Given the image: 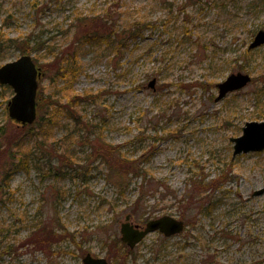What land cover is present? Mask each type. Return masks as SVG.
I'll list each match as a JSON object with an SVG mask.
<instances>
[{"label": "rangeland", "instance_id": "obj_1", "mask_svg": "<svg viewBox=\"0 0 264 264\" xmlns=\"http://www.w3.org/2000/svg\"><path fill=\"white\" fill-rule=\"evenodd\" d=\"M134 23L145 28L119 64L114 45L77 42L92 30L105 36ZM260 30L264 0H0V66L23 55L29 40L45 70L44 107L32 126L10 119L14 92L0 85V264H83L88 253L112 264H264V194L254 195L264 187V152L234 157L232 141L247 122L264 120V94L257 103L250 84L216 101L219 83L247 73L243 54ZM75 50L82 74L54 96L57 61ZM252 60L248 74H261L264 46ZM87 93L101 96L80 112L85 122L104 121L103 137L85 123L88 133L59 149L78 125L62 114L48 138L31 136L48 116L45 104L67 106ZM139 133L142 141L130 143ZM84 135L89 143L79 140ZM69 144L76 168L63 159ZM110 144L122 146L126 160ZM136 158L149 181L141 190L142 179L128 175ZM63 163L69 174L48 173ZM222 178L219 188H196ZM209 199L217 206L201 215ZM127 215L140 225L172 216L186 227L168 238L151 233L129 252L121 242ZM52 232L58 241L44 244Z\"/></svg>", "mask_w": 264, "mask_h": 264}, {"label": "trees", "instance_id": "obj_2", "mask_svg": "<svg viewBox=\"0 0 264 264\" xmlns=\"http://www.w3.org/2000/svg\"><path fill=\"white\" fill-rule=\"evenodd\" d=\"M145 28V24L144 23H134V24H130L128 28H126L123 32H115V31H111V33H109L108 35H103V34H99L97 31L92 30L91 32L86 33L85 36H82L81 39H79L77 42L79 43V45L82 47L85 44H90V45H94V44H102V43H106L108 45H114L115 47V54L116 57L118 58L117 64L120 63V54L128 51L129 47L135 42V44L137 43V40L142 36V30H144ZM29 46H31V41L27 40V45L21 49V53L23 54H28V52L31 54H33L34 50L33 47L29 49ZM42 48V46L40 47ZM45 48H42V50H44ZM260 48L258 49H250L249 47L247 48V50L245 51V53L243 54V62L244 64L242 65V69L246 70L247 73L253 74V70L250 69L251 64H252V58H254V56L257 54V52L259 51ZM49 52H51V49H49ZM41 58L43 59V56L41 57V55H37L35 58V61L38 63L40 62ZM58 59V55H55L54 57V61ZM59 61V62H58ZM57 61V67H56V71L53 74V82L54 85L57 86L55 88V93L54 96H56L57 92H61V91H68V89L74 84V82L81 76L82 74V67L79 63V52L75 50L73 55H66V57H64L63 59H60ZM41 65V64H40ZM43 69V67H41ZM43 71H45L43 69ZM253 76V75H252ZM59 81H62L64 83V85L58 88L59 86ZM251 84H253L256 88H255V100L257 103H261V100L263 98V94H264V71L261 74H257L255 76L252 77V82ZM100 94H93V93H87V94H83V95H73L72 97L69 98V100L67 101V106H64L62 104L59 103V101H55V102H51L48 105L45 104L46 111L48 116L44 117L42 116L41 120H40V129H38L37 132H35L34 130L31 131V136L33 135H40L42 137L48 138L49 137V131L53 130V128L58 127L60 125H62V123L60 122L59 118L60 115H64L65 117L70 118L73 122H75L76 125V130L71 129L70 131H68L65 135L64 138H60L58 140L59 146L58 148L61 149L62 144L61 143H66L68 138H71V136L74 138V140H72L71 142L73 144H76L75 141V136L77 135V133L79 132V134L84 133V131L87 132V130L89 131L88 125L86 126L85 123L87 124H91L92 127L95 129L93 132L95 134H97L99 137L102 136L103 137V131H104V126L106 125L104 123V121H102L101 123H95V122H91V121H86V118L82 115V111H81V105L84 104H88L91 102H96L98 99H100ZM52 97V95H51ZM38 103H39V109L43 110L42 108L44 107L43 102L41 100V98L38 99ZM51 107V108H50ZM81 111V112H80ZM80 112V114L78 115V113ZM46 114V115H47ZM101 124V128L100 127ZM64 125V124H63ZM77 126H81V128H78ZM92 130V129H91ZM90 134V133H89ZM92 134V131H91ZM79 140H84L87 143H89L88 140H90V136L87 135V137L85 138V135L83 137H81ZM142 138L140 137V133L138 135L135 136L134 139H132V141L130 143H135V142H141ZM85 144V143H84ZM109 150L111 153L113 154H117L120 155V159L126 160V154H123V147L122 146H113V145H108ZM71 148V144H69L67 146L66 151H63V159L69 161V165L72 166L73 168H76L77 165H74L75 160L74 158L71 156V154L69 153ZM61 153V152H60ZM29 154V152H28ZM128 161V160H127ZM133 162V161H132ZM134 162L137 164V166L132 165V167L129 169L130 173H128V175H132L133 177L136 178H141L142 179V183L139 187V189L141 190L143 188V186L149 182L145 176V172H147L143 166L140 165V161L137 160V158L134 160ZM17 166H23L24 162H21V160L18 161ZM66 163H63L60 167L58 168H53L52 166L49 169L50 174H52V172H54V174L56 175H67L69 174V169L70 167L65 166ZM15 166V164L13 165V167ZM64 166L65 168L67 167V170H64ZM110 167V166H109ZM110 169H113V167H110ZM30 172V167L28 166V173ZM144 172V173H143ZM224 178V177H223ZM220 181V180H214L212 181L210 184H204L203 179H201L200 181H196V188H198L197 190H202L203 191H207L208 188H211V186H213L214 188H219L221 187V183H217V182H224V180ZM5 180L7 182H9L10 178H9V174L6 175ZM148 184H146L147 186ZM202 186L204 188H202ZM139 198L138 200H140L142 194L139 192ZM217 206V203L214 202L212 199H209L208 202H205L202 206H200V210H201V215H206V216H210L213 212L215 207ZM22 223H25L27 221L26 218H22L21 219ZM189 224V222H188ZM36 227L38 229H40V224L38 225L35 224ZM34 225V226H35ZM28 227V225L26 226ZM56 230V229H55ZM58 231V230H57ZM73 242H75V238L71 239ZM58 241V234L57 232H52L50 234L47 235V237L44 239V244H48V245H53L54 243H56ZM124 248L127 249V251H131L126 245L124 246ZM165 249V248H164ZM163 250V248L161 247L158 252L160 253ZM133 252V251H131ZM161 257V256H160Z\"/></svg>", "mask_w": 264, "mask_h": 264}, {"label": "water", "instance_id": "obj_3", "mask_svg": "<svg viewBox=\"0 0 264 264\" xmlns=\"http://www.w3.org/2000/svg\"><path fill=\"white\" fill-rule=\"evenodd\" d=\"M264 46V30L256 33L250 43V49ZM42 69L37 66L31 55H23L18 59L8 62L0 67V83L13 88L15 95L8 102L9 117L22 126L32 125L38 118V89L39 80L42 78ZM156 80L151 81L150 87L154 88ZM252 82L248 73L238 72L229 75L217 85L219 94L216 101L224 99L228 94L244 89ZM236 157L250 152L264 151V120L247 122L243 127V134L233 138ZM264 194V187L254 193L255 196ZM132 216L127 215L121 225V241L130 249H134L147 235L160 231L166 237H172L185 229V223L172 216H163L150 220L141 226L131 221ZM84 264H110L106 258L94 257L88 253Z\"/></svg>", "mask_w": 264, "mask_h": 264}, {"label": "flooded vegetation", "instance_id": "obj_4", "mask_svg": "<svg viewBox=\"0 0 264 264\" xmlns=\"http://www.w3.org/2000/svg\"><path fill=\"white\" fill-rule=\"evenodd\" d=\"M5 87V86H4ZM8 89H11V87H8ZM7 109H8V103H7ZM25 127H27V126H25ZM25 127H23V128H25Z\"/></svg>", "mask_w": 264, "mask_h": 264}]
</instances>
